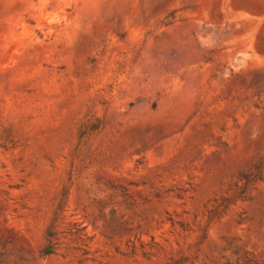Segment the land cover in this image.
<instances>
[{
	"label": "rangeland",
	"instance_id": "obj_1",
	"mask_svg": "<svg viewBox=\"0 0 264 264\" xmlns=\"http://www.w3.org/2000/svg\"><path fill=\"white\" fill-rule=\"evenodd\" d=\"M0 264H264V0H0Z\"/></svg>",
	"mask_w": 264,
	"mask_h": 264
}]
</instances>
